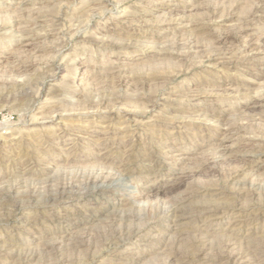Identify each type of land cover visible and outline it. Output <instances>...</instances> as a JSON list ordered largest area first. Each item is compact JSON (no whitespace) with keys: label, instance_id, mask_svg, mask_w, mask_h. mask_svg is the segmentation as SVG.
Wrapping results in <instances>:
<instances>
[{"label":"rangeland","instance_id":"1","mask_svg":"<svg viewBox=\"0 0 264 264\" xmlns=\"http://www.w3.org/2000/svg\"><path fill=\"white\" fill-rule=\"evenodd\" d=\"M0 195V264H264V0H0Z\"/></svg>","mask_w":264,"mask_h":264},{"label":"bare ground","instance_id":"2","mask_svg":"<svg viewBox=\"0 0 264 264\" xmlns=\"http://www.w3.org/2000/svg\"><path fill=\"white\" fill-rule=\"evenodd\" d=\"M255 102V101H254ZM255 104V103H254ZM126 111V110H125ZM128 118H129V116H128ZM24 119V118H23ZM43 119V118H42ZM24 136V135H23ZM7 138V137H6ZM25 164V163H24ZM95 187V186H94ZM55 190V189H54ZM83 193V192H82ZM78 194V193H77ZM8 195V194H7ZM1 196V195H0ZM12 197V196H11ZM10 197V198H11ZM2 199V198H1ZM52 199V198H51ZM2 205V204H1ZM58 240H60V239H58ZM72 241V240H71ZM44 242V241H43ZM47 245V244H46ZM49 251V250H48ZM53 251V250H52ZM263 251V250H262ZM61 252V251H60ZM53 255V254H52ZM48 256H49V254H48ZM52 257V256H51ZM258 261V260H257Z\"/></svg>","mask_w":264,"mask_h":264}]
</instances>
